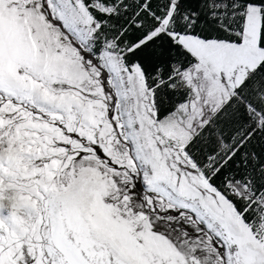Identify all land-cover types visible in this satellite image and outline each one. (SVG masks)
<instances>
[{
  "label": "snow or ice",
  "instance_id": "obj_1",
  "mask_svg": "<svg viewBox=\"0 0 264 264\" xmlns=\"http://www.w3.org/2000/svg\"><path fill=\"white\" fill-rule=\"evenodd\" d=\"M0 264H264V0H0Z\"/></svg>",
  "mask_w": 264,
  "mask_h": 264
}]
</instances>
